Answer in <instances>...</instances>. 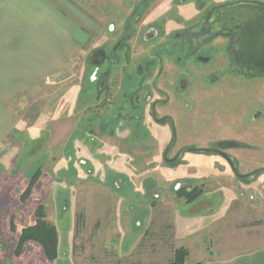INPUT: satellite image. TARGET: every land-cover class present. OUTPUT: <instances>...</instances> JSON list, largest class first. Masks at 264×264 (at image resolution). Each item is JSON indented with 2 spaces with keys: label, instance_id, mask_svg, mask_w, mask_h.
I'll list each match as a JSON object with an SVG mask.
<instances>
[{
  "label": "rangeland",
  "instance_id": "374dc122",
  "mask_svg": "<svg viewBox=\"0 0 264 264\" xmlns=\"http://www.w3.org/2000/svg\"><path fill=\"white\" fill-rule=\"evenodd\" d=\"M87 5L108 24L103 38L86 57L12 101L23 121L0 144V264H169L181 247L189 251L186 264H264V120L244 121L232 110L184 122L182 111L188 110L180 102L165 109L175 117L177 146L218 139L246 143L248 149L228 152L239 160L240 174L256 172L252 180L240 178L216 155H188L169 169L160 153L153 165L152 139L131 144L129 130L100 134V121L89 132L88 120L104 106L92 103L86 89L77 107L62 96L71 84L87 87L91 53L107 38L114 42L121 13L129 9L123 0ZM117 79L118 70L112 75ZM254 85L264 88L260 80ZM215 90L204 86L197 106ZM164 128L162 140L169 142L174 129ZM182 186L202 187L203 195L187 203L176 193ZM39 207L58 230L54 261L35 242L19 250L22 229L35 224Z\"/></svg>",
  "mask_w": 264,
  "mask_h": 264
},
{
  "label": "flooded vegetation",
  "instance_id": "af4514ba",
  "mask_svg": "<svg viewBox=\"0 0 264 264\" xmlns=\"http://www.w3.org/2000/svg\"><path fill=\"white\" fill-rule=\"evenodd\" d=\"M123 1L129 12L121 13L122 26L116 39L112 42L107 38L89 57L91 71L85 89L92 103L104 106V112L93 113L88 120L89 132L100 121V134L116 135L118 130H129V135L133 133L128 139L131 144L152 139L153 149L157 148V152L153 150V165L160 162V153V160L167 163L164 168L181 166L188 155H216L226 160L234 171V166L238 168L240 162L228 151L248 149L246 143L218 139L177 146L175 117L165 109L171 103L180 102L188 110L182 111L184 122H189L190 117L204 120L205 116H221L232 110L241 114L244 121L264 120V88L259 91L254 85L257 80L264 83V72L236 60L248 53L244 49L237 50L233 32L236 27L223 22L219 14L222 6L240 1H264ZM209 15V21L201 24ZM113 31L114 24L111 25ZM117 70L119 79L113 81L112 75ZM204 86L209 92L217 90L202 98L198 107L197 94ZM220 96L225 98L220 99ZM255 96H260L256 98L260 102L256 105ZM164 126L174 129L169 142L162 140L166 136ZM140 129L143 133H139Z\"/></svg>",
  "mask_w": 264,
  "mask_h": 264
},
{
  "label": "crops",
  "instance_id": "0c3cea01",
  "mask_svg": "<svg viewBox=\"0 0 264 264\" xmlns=\"http://www.w3.org/2000/svg\"><path fill=\"white\" fill-rule=\"evenodd\" d=\"M107 25L87 0H0V144L23 121L13 99L86 57ZM84 86L71 84L62 98L77 107ZM236 243L230 242L234 251Z\"/></svg>",
  "mask_w": 264,
  "mask_h": 264
},
{
  "label": "water",
  "instance_id": "95a60500",
  "mask_svg": "<svg viewBox=\"0 0 264 264\" xmlns=\"http://www.w3.org/2000/svg\"><path fill=\"white\" fill-rule=\"evenodd\" d=\"M219 14L223 16V22L236 27L232 31L236 34L235 47L237 50L244 49L248 53V56H244L239 52L240 56L244 57L236 60H239V63L242 61L243 66L253 67V69L260 68L264 72V3L240 1L229 6H222ZM210 18L209 15L201 24L208 22ZM226 157L230 159L229 156L226 155ZM234 171L244 180H252L256 177V172L240 174L235 166Z\"/></svg>",
  "mask_w": 264,
  "mask_h": 264
},
{
  "label": "trees",
  "instance_id": "16d2710c",
  "mask_svg": "<svg viewBox=\"0 0 264 264\" xmlns=\"http://www.w3.org/2000/svg\"><path fill=\"white\" fill-rule=\"evenodd\" d=\"M202 187H194L189 189L182 186L177 190L179 198L185 199L187 203H193L203 195ZM37 219L34 225L25 227L19 237V250L28 242L39 244L44 252L45 257L49 261H54L59 256V234L55 225L50 224L45 219V211L43 207H39L37 211ZM189 251L185 247L176 250L173 260L169 264H186Z\"/></svg>",
  "mask_w": 264,
  "mask_h": 264
}]
</instances>
